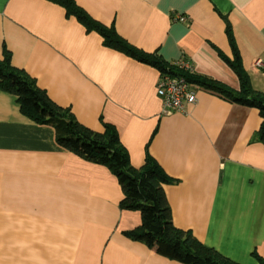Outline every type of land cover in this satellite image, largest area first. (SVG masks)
Listing matches in <instances>:
<instances>
[{
	"label": "crops",
	"instance_id": "crops-1",
	"mask_svg": "<svg viewBox=\"0 0 264 264\" xmlns=\"http://www.w3.org/2000/svg\"><path fill=\"white\" fill-rule=\"evenodd\" d=\"M90 18L163 62L239 83L225 18L251 86L264 93V0H73ZM176 14L184 16L179 21ZM22 69L77 121L107 123L134 168L152 158L173 224L240 264L264 258V136L253 106L194 85L195 103L162 112L159 69L107 45L56 0H0V58ZM108 167L78 156L54 129L28 119L0 89V264H184L127 235L141 222L124 209Z\"/></svg>",
	"mask_w": 264,
	"mask_h": 264
},
{
	"label": "trees",
	"instance_id": "trees-1",
	"mask_svg": "<svg viewBox=\"0 0 264 264\" xmlns=\"http://www.w3.org/2000/svg\"><path fill=\"white\" fill-rule=\"evenodd\" d=\"M68 14H72L88 29L101 34L107 45L130 54L136 59L155 66L159 72L169 68L172 74H181L193 85L202 86L218 93L232 102L256 107L262 118L259 133L264 136V93L255 90L243 66L235 36L230 32L228 20L226 33L231 56L216 49L218 55L231 69L239 83L233 89L215 79L194 72L184 71L168 65L153 54L145 53L127 43L112 28H106L90 18L73 0H56ZM0 89L13 94L22 115L39 124L54 129L59 144L87 161L102 164L118 179L123 197L122 208L138 210L140 224L127 235L146 243L159 254L184 264H240L222 256L215 249L205 245L190 231L176 227L165 197L163 184L168 176L152 158H147L139 168L130 165L126 150L119 141L113 126L104 123L103 131H94L81 124L67 108L51 100L46 92L36 85L24 70L10 64L9 56L0 58ZM260 264L264 258L257 256Z\"/></svg>",
	"mask_w": 264,
	"mask_h": 264
},
{
	"label": "built area",
	"instance_id": "built-area-1",
	"mask_svg": "<svg viewBox=\"0 0 264 264\" xmlns=\"http://www.w3.org/2000/svg\"><path fill=\"white\" fill-rule=\"evenodd\" d=\"M179 21H184L185 17L176 14ZM252 65L255 68L264 70V61L261 58L253 60ZM171 66L184 71L193 72V66L188 59H178ZM156 91L162 102V112L172 113L181 111L185 104L195 103L196 90L194 85L181 74L170 73L169 68L159 72Z\"/></svg>",
	"mask_w": 264,
	"mask_h": 264
},
{
	"label": "clouds",
	"instance_id": "clouds-1",
	"mask_svg": "<svg viewBox=\"0 0 264 264\" xmlns=\"http://www.w3.org/2000/svg\"><path fill=\"white\" fill-rule=\"evenodd\" d=\"M172 64H173V63H170V62L168 63V65H172ZM194 88H195V86H194ZM195 90H196V89H195Z\"/></svg>",
	"mask_w": 264,
	"mask_h": 264
}]
</instances>
